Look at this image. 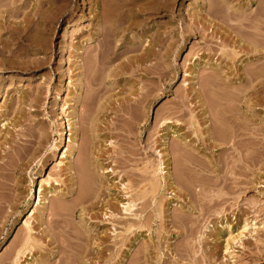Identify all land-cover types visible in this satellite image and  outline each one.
<instances>
[{
	"label": "rangeland",
	"instance_id": "obj_1",
	"mask_svg": "<svg viewBox=\"0 0 264 264\" xmlns=\"http://www.w3.org/2000/svg\"><path fill=\"white\" fill-rule=\"evenodd\" d=\"M164 1L153 3L161 7L149 26L176 31L170 57L135 69L127 60L140 51L127 52L80 81L73 47L91 27L69 10L82 0H0V165L15 160L17 141L35 135L41 148L26 166L0 170V264H12L29 228L39 248L19 264H235L231 0H167L168 12ZM8 14L20 27L31 17L41 26L11 36L2 29ZM33 41L39 49L27 52ZM122 63L121 75H107ZM155 64L156 74L147 76L144 69ZM132 98L141 103L125 110ZM66 118L73 122L68 135ZM71 134L76 143L64 159ZM165 140L169 184L161 181L156 151ZM88 164L104 190L87 210L74 209L79 189L63 201L67 185L57 180H81ZM42 183L56 192L32 217ZM135 194L141 199L126 210ZM108 202L115 207H104ZM62 206L69 211L55 215Z\"/></svg>",
	"mask_w": 264,
	"mask_h": 264
},
{
	"label": "bare ground",
	"instance_id": "obj_2",
	"mask_svg": "<svg viewBox=\"0 0 264 264\" xmlns=\"http://www.w3.org/2000/svg\"><path fill=\"white\" fill-rule=\"evenodd\" d=\"M153 3H159V0H82L80 4H76L70 11L71 15L80 14L79 19H88L89 25L91 29L87 32V39L82 40L83 37L79 38V42L77 46H74L73 49L75 50L76 59L78 62L77 69L81 72L79 77L80 81L83 77H86L88 74L95 76L97 75V68L103 67L104 65H110L114 64L116 61H120L125 58L124 55H126L127 52H136L140 51V53L135 54L133 56L128 57L127 64L132 65L135 69L143 67L145 64H148L149 62L158 61L159 58H168L170 57L175 51L174 47L175 44V38L176 31L173 36L172 33L174 32H163V29L166 27L164 25H151V22H154L155 19L158 18V11L161 7L160 5H156V8L153 6ZM168 3L167 0L164 1L162 5V10H168V6L166 5ZM88 7L89 12H86V8ZM42 18V17H41ZM12 19V20H10ZM15 17L12 16V14H8V17L6 18V21L3 22V30H6L7 33H9L11 36L18 35L19 31L26 30L31 31L34 27L41 26L40 20L39 22H35V20L31 17L25 20L23 26H19L20 23H17L14 21ZM40 19V18H39ZM182 21L185 22L186 17L181 18ZM0 21H1V12H0ZM170 26L174 25L173 22L169 23ZM195 24L194 26H197ZM193 26V27H194ZM192 27V26H191ZM190 27V28H191ZM84 33H82L80 36H83ZM130 35H132L130 37ZM1 38V35H0ZM213 39H207L205 38L206 43L213 42ZM126 44L131 46H126ZM34 46L28 47L26 49L27 52L31 49H35L34 51H37L39 49V43L38 41H33ZM35 47V48H34ZM159 47L160 49L157 51L156 48ZM165 49V52L163 50ZM40 51V50H39ZM173 51V52H172ZM92 61L94 63L89 68L87 67V63ZM102 65V66H101ZM124 63L120 64L119 66H114V70L112 68L109 69V73L107 75L113 74L116 76L121 75L122 72H124ZM158 70L157 64L155 65H149L144 69L147 76H154ZM109 77V76H108ZM80 88H83L82 82L80 83ZM197 83H194L192 90L196 91ZM198 92V91H197ZM191 92L189 93V95ZM139 95V93H137ZM80 95L77 97L79 100ZM89 101L90 99L87 98ZM85 103V102H84ZM141 103L138 99H127L126 103H124V109L127 110L128 108L132 109L136 106V104ZM127 107V108H126ZM67 112H65L66 114ZM68 118V117H67ZM66 121L69 123V130L68 125L63 121V134L68 135V131H72V125L73 122H71V119H68ZM134 124H137L138 118H133ZM171 119L165 120L164 124H172ZM163 125V129L165 130V127L167 126ZM176 133V130H174V134ZM76 135L71 134L69 137V144H71L70 147L66 149L65 152H63V158L68 159L72 147H74L76 141H75ZM35 135L31 136V139L23 140L24 143H20L17 141L15 143V146H13V149L16 150V158L14 161L6 162L2 165H0V170H6L8 168L13 167H23L26 166L24 162L30 158L31 161H33L40 153L41 148H36V141ZM163 149L160 151L156 149L159 157L161 158V164H160V171L163 177L161 178V181H163L165 184H169L172 181V175L170 171V159L168 148H167V142L165 140ZM94 148V144L91 146ZM91 148V150H92ZM35 150L34 152H32ZM151 152V151H150ZM185 155V152L178 151V157H183ZM8 157V156H7ZM4 160V159H3ZM64 162V161H63ZM62 163V162H61ZM91 165V164H90ZM89 164L85 166L84 169V175L85 177L81 180H76L74 175H71L67 178V180L60 181L57 180V182H61L67 185L66 193L59 194V199L63 201H67V198L74 194L78 189L80 192V198L77 205H75L74 209H77L78 206H81L84 210H87L85 204L89 201L92 203L95 202L93 200H98L100 197V193L104 190V184L103 179L101 178L99 182H95V180L92 178V176L89 173V170L91 169V166ZM67 167L68 172H71L74 168L73 165L70 163ZM107 170H105L104 173ZM94 185L96 187L98 186L99 189L95 188L97 191V195H90V191L93 188ZM74 186H77V188H74ZM56 190H52V185L50 186V189H47V186L45 183L41 184L40 187V193H39V199L37 203V210L33 212L32 217H35L39 211V208L46 209V201L49 199L50 195L55 193ZM131 192H127V195H130ZM88 197L87 201L86 198ZM141 199L139 194H135L132 196L131 203L129 202V209L126 208V210H131L133 207L137 206V202ZM52 203L54 204V201H56L54 198L52 199ZM115 207L112 202H108L104 207L106 206ZM61 211L60 213H56L55 215L61 214L63 211H69L66 207H60ZM1 213V212H0ZM140 214L139 210H135L134 216H138ZM54 215V216H55ZM113 215V214H112ZM42 225V224H41ZM230 229V227H228ZM34 228H29L28 236L22 246V249L19 250V252L16 254V256L13 259L12 264H19V261L22 259V257L25 255V252L30 250L32 251L33 248H39V243L37 242L34 234H33ZM45 232V231H44ZM51 258H39V259H31L28 264H32L33 262L40 263L43 261H48Z\"/></svg>",
	"mask_w": 264,
	"mask_h": 264
}]
</instances>
